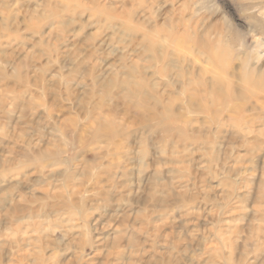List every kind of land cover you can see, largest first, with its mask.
I'll use <instances>...</instances> for the list:
<instances>
[{
  "label": "rangeland",
  "instance_id": "1",
  "mask_svg": "<svg viewBox=\"0 0 264 264\" xmlns=\"http://www.w3.org/2000/svg\"><path fill=\"white\" fill-rule=\"evenodd\" d=\"M263 50L264 0H0V264H264Z\"/></svg>",
  "mask_w": 264,
  "mask_h": 264
},
{
  "label": "bare ground",
  "instance_id": "2",
  "mask_svg": "<svg viewBox=\"0 0 264 264\" xmlns=\"http://www.w3.org/2000/svg\"><path fill=\"white\" fill-rule=\"evenodd\" d=\"M256 33V32H255ZM257 34H259V33H257ZM256 35V34H255ZM261 35V34H260ZM255 37V36H254ZM254 40V39H253ZM255 41H256V43H257V45H258V43L260 42L261 43V41H263V38L262 37H260L259 38V36L258 37H256L255 38ZM262 44H263V42H262ZM259 48V47H258ZM259 50V49H258ZM260 58H262L263 60H264V50H263V52H262V54H260L259 55V57L256 59V61H258ZM248 60V59H247ZM244 63V62H243ZM258 63V62H257ZM245 65V64H244ZM249 65V64H248ZM242 66H243V64H242ZM253 67H255V66H253ZM250 69V68H249ZM242 73V72H241ZM239 75H240V73H239ZM241 76V75H240ZM241 78V77H240ZM240 80V79H239ZM218 81V80H217ZM225 81H226V79H225ZM256 80H254V79H252V78H250V79H247L246 81H245V85H246V88H249V86L248 85H254ZM233 82V81H232ZM242 83V82H241ZM221 84H223V83H221ZM228 84V83H227ZM226 85V84H225ZM228 86H230V85H228ZM227 87V86H226ZM227 89H228V87H227ZM231 96V95H230ZM226 98V97H225ZM245 103V102H244ZM243 103V104H244ZM246 104V103H245ZM242 105V104H241ZM242 111H243V109H242Z\"/></svg>",
  "mask_w": 264,
  "mask_h": 264
}]
</instances>
